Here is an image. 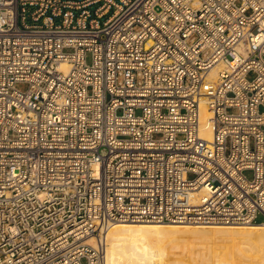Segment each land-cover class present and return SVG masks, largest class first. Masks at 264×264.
Returning <instances> with one entry per match:
<instances>
[{
    "label": "built area",
    "instance_id": "obj_1",
    "mask_svg": "<svg viewBox=\"0 0 264 264\" xmlns=\"http://www.w3.org/2000/svg\"><path fill=\"white\" fill-rule=\"evenodd\" d=\"M117 223L264 226V0H0V264Z\"/></svg>",
    "mask_w": 264,
    "mask_h": 264
},
{
    "label": "bare ground",
    "instance_id": "obj_2",
    "mask_svg": "<svg viewBox=\"0 0 264 264\" xmlns=\"http://www.w3.org/2000/svg\"><path fill=\"white\" fill-rule=\"evenodd\" d=\"M216 73L217 69H212L210 77L216 78ZM210 118L211 114L206 106L201 104L199 136L207 142L212 140V126L208 122ZM152 224L157 223L113 224L105 232V264H173L171 262L173 259L176 264H264V226H217L189 229L185 225ZM109 234L116 236V240L110 243ZM188 240L191 245L193 242H198V245L199 243L212 245L218 242H236L239 247L235 253L230 251L231 249L225 248L222 252L217 249L220 254H213L210 258H205L208 252H204L206 256L202 252L201 256L204 258L199 259L196 258L199 254L195 255L198 249L196 252L191 250L189 252V249L185 247L187 242L184 244V249L181 248L182 245L179 246L181 241ZM88 243L93 244V241L89 240ZM166 246L171 249L167 250ZM179 247L183 249L180 254L177 251L178 254L171 251L172 248H178L177 250L180 251ZM185 250L189 255H184Z\"/></svg>",
    "mask_w": 264,
    "mask_h": 264
},
{
    "label": "rangeland",
    "instance_id": "obj_3",
    "mask_svg": "<svg viewBox=\"0 0 264 264\" xmlns=\"http://www.w3.org/2000/svg\"><path fill=\"white\" fill-rule=\"evenodd\" d=\"M124 224H126V225H128V224H130V223H124ZM135 224H139V223H135ZM140 225H145V224H140ZM146 225H150V224H146ZM152 225H160V224H152ZM161 226V225H160ZM186 226V225H185ZM186 227H188L189 229H195V228H198V226H186ZM204 227H217V226H204ZM218 227H220V226H218ZM222 227H224V226H222ZM199 228H201V227H199ZM109 236V238H110V243L111 242H113L114 240H116V236H113L112 234H109L108 235ZM108 241V240H107ZM187 242V244H185ZM195 245H194V244ZM192 243V245H191V242L189 243V240L188 241H185V242H182L181 241V243H180V245L179 246H181V248H183L184 249V246L186 247V248H188L189 250V252H191V251H197V249L199 250V251H197L196 253H195V255H198V256H196V258H199V259H201L202 257L204 258V256H206L205 254H204V252L206 253V252H208L207 253V255L208 256H206L205 258H210V256H212L213 254H217V253H219L220 254V252H222V251H224V249L226 248L227 250H230V251H232V252H236L237 251V249H238V247H239V244H237L236 242L235 243H225V242H218V243H215V244H212V245H208V244H203V243H199V245L197 244L198 242H193ZM220 243V244H219ZM185 244V245H184ZM197 244V245H196ZM201 244H203V245H201ZM188 245V246H187ZM168 247V248H167ZM200 247V248H199ZM167 250H170L171 249V247H169V246H166L165 247ZM170 248V249H169ZM180 248V247H179ZM181 248H180V251L179 250H177L178 248H172V252L174 251L175 253H179L180 254V252H182V250H181ZM190 248H192V249H190ZM195 250H194V249ZM209 249H210V251H209ZM217 249H218V251H220V252H218L217 251ZM220 249V250H219ZM191 250V251H190ZM177 251V252H176ZM217 251V252H216ZM173 252V253H174ZM199 252V253H198ZM202 252H203V254H204V256H201L202 255ZM174 253V254H175ZM177 253V254H178ZM184 253H186V254H184ZM183 254L184 255H189L188 254V252H186V250H185V252H184ZM210 253H212V254H210ZM183 255V256H184ZM175 256H177V255H175ZM175 258V257H174ZM175 259H173V261H174ZM173 261H171L173 264H176V263H174ZM185 261V260H184Z\"/></svg>",
    "mask_w": 264,
    "mask_h": 264
}]
</instances>
